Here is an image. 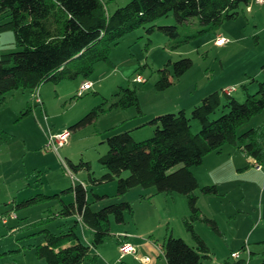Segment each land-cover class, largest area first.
<instances>
[{"label": "rangeland", "instance_id": "rangeland-1", "mask_svg": "<svg viewBox=\"0 0 264 264\" xmlns=\"http://www.w3.org/2000/svg\"><path fill=\"white\" fill-rule=\"evenodd\" d=\"M102 1L107 11L112 12L129 0ZM7 19V13H0V23ZM154 23L172 25L176 19L169 14ZM146 26L141 25L125 34L118 43H111L108 47L111 63L96 62L89 76L42 83L36 90L39 103L34 101V91L30 89L19 88L5 93L0 102V264H43L36 256L34 246L43 242V229L59 232L72 224L76 215L64 217L58 212L61 200L70 202L73 199L72 192L65 190L81 180L88 185L86 198L92 209L120 200L130 201L134 218L141 219L139 226L143 239L153 237L161 243L165 235L171 233L193 244L182 220L188 214L184 195L173 193L171 197L156 193V197L149 196L144 201L141 195H149L154 188L138 186L117 195L115 180L89 183L87 172L72 171L68 160L73 163L88 161L93 176L98 178L105 172L98 157L106 152L109 135L128 130L140 121L142 127L134 134L131 130V134L136 140L148 138L154 129L147 124L149 119L187 107L199 95L213 89L220 91L223 85H228L224 88L234 87L233 96L243 101L242 84L248 87L252 83L247 76L245 80V73H253L249 77L254 76L258 81L264 78L259 72L264 62V2L250 0L247 5L240 4L234 19L190 37L175 49H171L175 40L157 29L148 34ZM198 27L196 19H192L190 25L183 28V33L194 35ZM218 35L227 42L215 44ZM16 50L13 31L0 32V54ZM181 57L190 58L191 67L179 78L171 76L172 84L168 88L157 90L158 69L168 60ZM137 76L142 81H136ZM84 80L91 81L92 86L78 95ZM125 87L136 90L140 115L134 107L109 109L117 100L115 93ZM256 89L252 87L249 92L254 93ZM156 104L163 108H153ZM97 105L104 111L94 120L74 127ZM220 114L221 110H218L212 118ZM191 121L198 128V122ZM263 122L264 108L241 125L237 133ZM66 129L69 130L66 143L54 147L50 137ZM226 148L235 147L225 144L223 155L227 153ZM235 153L237 156L232 160L226 154L222 166L202 161L203 165L191 167L198 175L200 185L215 184L218 190L216 194L208 195L199 189L195 192L201 212L214 218L220 229L217 234L202 221L194 223L195 231L210 249L206 264H232L236 261L232 252H240L247 264H257L261 260L259 254L264 250V167L256 169L245 155L238 150ZM181 165L179 163L171 170ZM94 194L101 198L97 199ZM31 199L34 201L26 204ZM132 216L126 215V220L131 221ZM111 223L115 224L112 219ZM149 229L152 232L148 233ZM78 231L81 233L80 226ZM83 235L79 238L86 243ZM114 243V236L105 240L108 246L113 247ZM250 252L255 253L252 258L248 257ZM131 258L125 257L123 264H138ZM82 264L90 263L84 260Z\"/></svg>", "mask_w": 264, "mask_h": 264}, {"label": "trees", "instance_id": "trees-1", "mask_svg": "<svg viewBox=\"0 0 264 264\" xmlns=\"http://www.w3.org/2000/svg\"><path fill=\"white\" fill-rule=\"evenodd\" d=\"M249 2L129 0L109 12L102 0H0V13L8 16L0 23V32L13 31L18 47L16 51L0 54V102L5 93L13 89L36 91L46 81L57 83L78 75L89 76L96 62L111 63L108 59L111 43H118L125 34L141 25H147L148 34L157 29L175 40L171 45V49H175L190 37L234 19L239 5ZM169 14L174 15L175 24L154 23ZM192 19L199 24L198 30L194 35L183 33V28L190 25ZM191 65L192 61L187 57L168 60L158 69L156 89L168 88L172 84L170 77L179 78ZM260 70L264 76V62ZM250 82H255L257 89L250 93L247 84H242L244 100L241 102L223 89L214 90L204 95L189 114L181 108L155 115L147 121L154 127L148 138L136 140L129 129L109 135L107 150L98 157L105 172L98 178L93 176L88 161L73 163L68 160L72 171L87 172L89 183L115 180L117 195L138 186L154 188L155 193H180L186 197L188 214L182 220L193 244L171 233L166 234L161 244L166 264H206L205 261L210 259L209 247L194 229L196 221L204 222L220 234L217 221L201 212L195 193L199 189L205 195L216 194L217 187L215 184L200 185L192 166L200 165L209 152H220L223 145L230 144L252 158V165L264 167V122L237 133L241 125L264 108V78L260 81L251 78ZM115 95L117 100L109 109L134 107L138 115L142 113L134 88H120ZM218 110L221 114L212 118ZM102 111L101 105L94 106L74 127L94 120ZM191 120L198 122V128H194ZM179 163H182L180 167L171 170ZM87 186L83 180L67 188L65 191L72 192L73 199L70 202L61 200L58 214L78 216L79 221L92 230L91 246L95 248L110 236L111 219L115 223H124L126 215L132 216L133 205L130 201L120 200L92 209L86 198ZM94 195L101 198L99 194ZM33 201L28 200L26 204ZM77 221L75 219L63 231L42 230L43 242L36 244L34 250L43 264H81L84 260L99 264L97 256L90 254V245L80 240ZM254 255L250 252L248 257ZM259 255L261 260L257 264H264V250ZM232 264H247V261L239 257Z\"/></svg>", "mask_w": 264, "mask_h": 264}, {"label": "crops", "instance_id": "crops-1", "mask_svg": "<svg viewBox=\"0 0 264 264\" xmlns=\"http://www.w3.org/2000/svg\"><path fill=\"white\" fill-rule=\"evenodd\" d=\"M218 36H220V35H218ZM259 72H261V70ZM249 74L251 75L253 73H250V72L245 73V80L246 81H247L246 76L249 79L255 78L254 76L249 77L250 76ZM225 86H228V85H223V88ZM252 87H254V88L256 87L255 82H252L251 85H249L247 87V90L249 91V89ZM223 88H220V90ZM199 89H202V88L200 87ZM214 90H217V89H213V91ZM204 95H206V94H204ZM204 95H199V97H197L196 99L191 101L190 105H188L189 107L187 106V107H182V108L185 109L186 111L190 110L195 104H197L200 101V99ZM231 95H233L232 92H231ZM180 104H182V103H180ZM179 106H182V105H179ZM157 107L163 108L159 104H156L153 106V108H157ZM193 126H194V128H197V125L195 124V122L193 123ZM139 127H142V123H140V121L135 123L132 127H129L130 128L129 130H132V134H134L136 131H138L137 129H139ZM133 130H135V131H133ZM224 146L225 145H223L221 147L220 152L211 151L208 154H206L203 158V163L206 161L207 162L211 161L214 164L222 166V164L224 163L223 157L226 154H227L226 157L231 159V160L236 158L237 155L235 152L237 150L235 148H226L227 153L225 155H223ZM246 158L248 159L249 163H253L254 160L252 158H250V157H246ZM203 163H201V164L203 165ZM236 166L237 165L235 164V167ZM216 169L219 170V168H216ZM192 171L195 174V176L197 177L198 175L196 174L195 170H192ZM197 180H198V177H197ZM81 181H83V180H81ZM208 182H210V181H208ZM206 184H208V183H206ZM155 194H156L155 192L149 193V195L145 194V196H146L145 198H147L149 196H152L154 198V197H156ZM172 196H173V194H171V197ZM145 198H144V201H145ZM75 219L78 220L77 221L78 226H80V229H81V233H79V231H78L79 236H80V234H82V235L84 234L83 236H84V240H85L86 244L90 245V254H94L97 256L99 264H123L124 263L123 259L125 257H132L131 259L138 264H166V260H165V257H164L163 251H162V246H161L164 238H163L161 243H158L156 239H153V237L143 239L141 237V230H140V226H139L141 219H139L138 217L134 218V215L131 218L132 222L129 220H125L124 223H115L114 225L111 223V225H110V233L111 234L109 237L114 236L115 243H114L113 247L105 244V241L95 248L92 247L91 246L92 230L89 229L88 227H86L85 225H83L79 221L78 216H76ZM149 232H152V229H149L148 233ZM121 241H128V242L132 243L136 247V253L135 254H127L123 258H120L118 246L121 243ZM144 257H148L149 260L147 262L142 261V258H144Z\"/></svg>", "mask_w": 264, "mask_h": 264}, {"label": "built area", "instance_id": "built-area-1", "mask_svg": "<svg viewBox=\"0 0 264 264\" xmlns=\"http://www.w3.org/2000/svg\"><path fill=\"white\" fill-rule=\"evenodd\" d=\"M253 1L256 2V3H263L264 2V0H253ZM214 42L217 45H221L223 43H226L227 39H225L222 36H217L215 38ZM135 79H136V81H142L140 76H137ZM91 86H92V82L91 81L84 80L80 84L79 89L77 91V94L78 95L82 94L85 90L89 89ZM223 90L226 93H231L234 90V87H227V88H224ZM33 98H34L35 102H37V103L40 102V98L37 95V91L33 92ZM68 136H69V130L66 129V130H63V131H61L59 133L53 134L50 137V140H51V142H52L54 147H60V146H63L66 143ZM254 165H255L256 169H260L261 168V165H259V164H254ZM5 220L6 219H3V222H5ZM118 250H119V253H120V258H123L127 254H135L136 253V247L132 243H130L128 241H121V243L118 246ZM231 256L233 258H235V259H238L240 257V252H232ZM148 260H149L148 257L142 258V261H144V262H147Z\"/></svg>", "mask_w": 264, "mask_h": 264}]
</instances>
